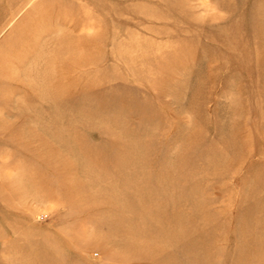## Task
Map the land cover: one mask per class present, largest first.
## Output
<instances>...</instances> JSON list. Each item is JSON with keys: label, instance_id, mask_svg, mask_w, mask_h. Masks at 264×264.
<instances>
[{"label": "rangeland", "instance_id": "rangeland-1", "mask_svg": "<svg viewBox=\"0 0 264 264\" xmlns=\"http://www.w3.org/2000/svg\"><path fill=\"white\" fill-rule=\"evenodd\" d=\"M0 264H264V0H0Z\"/></svg>", "mask_w": 264, "mask_h": 264}, {"label": "bare ground", "instance_id": "bare-ground-1", "mask_svg": "<svg viewBox=\"0 0 264 264\" xmlns=\"http://www.w3.org/2000/svg\"><path fill=\"white\" fill-rule=\"evenodd\" d=\"M68 4V3H67ZM49 6H51V5H49ZM48 6V7H49ZM64 6H65V4H64ZM68 6V5H67ZM69 6H71L70 4H69ZM61 7V6H60ZM62 8V7H61ZM66 8V7H65ZM73 8V7H72ZM75 8V7H74ZM49 12L51 11V7H50V9L48 10ZM61 12V11H60ZM51 14H52V12H51ZM44 15V14H43ZM36 22H38V26L40 27V26H42V25H44V23L46 22V20H44V19H41V21L38 19Z\"/></svg>", "mask_w": 264, "mask_h": 264}]
</instances>
